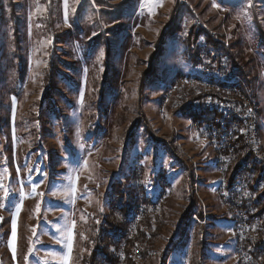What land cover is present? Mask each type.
Listing matches in <instances>:
<instances>
[{
	"label": "rangeland",
	"instance_id": "374dc122",
	"mask_svg": "<svg viewBox=\"0 0 264 264\" xmlns=\"http://www.w3.org/2000/svg\"><path fill=\"white\" fill-rule=\"evenodd\" d=\"M214 63L226 86L181 79ZM198 88L254 116L232 168L264 158V0H0V264H86L111 185L140 201L117 264H242L220 155L186 111Z\"/></svg>",
	"mask_w": 264,
	"mask_h": 264
},
{
	"label": "bare ground",
	"instance_id": "6f19581e",
	"mask_svg": "<svg viewBox=\"0 0 264 264\" xmlns=\"http://www.w3.org/2000/svg\"><path fill=\"white\" fill-rule=\"evenodd\" d=\"M205 67H208V68H205L204 73H203L205 75V77L195 78V77L183 76L182 80L189 81V82H195V83H201L203 85L212 86V87H214L215 83H217V85L220 84L222 87H223V85L226 86L227 83L223 84V85L221 84L222 82L225 83V81L230 79L229 76H227L224 73L225 72L224 70L226 69L224 64H220L219 70H218V68H215V71H213L214 69L212 68V66L210 67L208 65H205ZM220 72L223 73V75L225 74L227 77H221ZM179 80H181V79H179ZM220 81H221V83H220ZM243 101H244V99H243ZM249 101H251V100L249 99ZM189 107H190V110L187 109L186 111L194 114L197 117V119L195 121H197V124L199 125V127H198L199 129H205V131H224V126H228V125L229 126H238V129H234V135H230V142H227L226 155H228L229 157L227 159H225L222 171H220L221 158H220V156L218 157L216 169L222 175L227 176L226 178H223L220 181V194L225 200V193H223V189H221L222 187L225 189L236 188L237 182L239 180H243L244 177L249 178V180H254V182L253 181H246V185H242V193H249V191H251V199H250V206L251 207H249V205L240 206V213H245V221H249L250 223H252V231H259V224L263 223L262 220H263V215H264V209H262V208L264 207V205H263V207H261V209H262L261 211L253 210V208H258L257 206L260 207L263 204V203H261L262 202L261 200L264 198V193H263L264 191H262L263 195H257V196L255 195L256 190L257 191L259 190V186L260 187L264 186L263 159L260 157L251 155L252 157H251V159H249V162L247 161L248 163L244 162L243 159L242 160L240 159L242 162L240 161L241 165H239L238 168L235 167V168H237V170L235 171L234 168H232V166L234 165L233 163H234V161H236L237 157H235V156L233 157V152H232L233 148L232 147L235 145L234 144L235 142L233 141V144H231V141H232L231 138L236 136L235 138H238L240 141V139L244 136L245 140H243L244 138L242 140L245 143H247L248 146H250L247 134H245V126H242L241 114L230 113L228 117H224L223 114H218V113H223V106L218 105V104H209V105L190 104L187 106V108H189ZM185 108H186V106L182 109H185ZM253 120H254V117H253ZM253 124H255L254 121H253ZM257 130H258V128H257ZM206 139L209 141L211 146L214 147L213 149L216 151V153L218 155L219 150L215 148L214 144H221V137L220 136H211V138L206 137ZM254 140H255V137H254ZM243 145L245 146V144H243ZM255 145H256V143H255ZM240 152H241V150H240ZM240 155H238V156L240 157ZM236 166H237V163H236ZM257 167L259 168V171H257V169H256ZM256 193H258V192H256ZM225 203L231 209L230 213L233 215V217L235 219V221H234V232H236V234H238L239 221L237 220V209H232L231 205H229V202L225 201ZM152 209H154V207ZM139 212H141V207L139 208ZM263 236H264V228H263ZM236 241H237V243H236V254H237L238 253V235H237ZM248 243H250V245H252V246H249ZM244 247H245V251L247 253L259 255V253H261V251L264 252V244H259L257 242V240L252 239V236H245L244 237ZM255 259L256 258H252V264L255 263ZM240 261L242 262V264H245L244 257H240ZM256 261H257V259H256Z\"/></svg>",
	"mask_w": 264,
	"mask_h": 264
},
{
	"label": "trees",
	"instance_id": "16d2710c",
	"mask_svg": "<svg viewBox=\"0 0 264 264\" xmlns=\"http://www.w3.org/2000/svg\"><path fill=\"white\" fill-rule=\"evenodd\" d=\"M13 15V13H12ZM13 18L15 19V15H13ZM16 23V22H15ZM16 24H14L15 26ZM14 33H15V47L16 52H19V41H18V35L16 32V26L14 27ZM108 44L106 43V59L104 61V72L108 73V66H106L108 62ZM52 56V55H51ZM52 59V58H51ZM55 67L50 65L46 69V78H45V93L42 100L41 105V111L42 113H45V109L47 108L48 101H51V98L53 97L54 91L52 89L53 84V77L55 76ZM105 76V75H104ZM55 79V77H54ZM108 85V78L103 77L102 78V85H101V94L103 96V92L105 88ZM99 99L101 100V95L99 96ZM45 104V105H44ZM44 115V114H43ZM0 123H1V114H0ZM133 176H136L134 173H132ZM120 186H123L121 182L118 183ZM135 187V186H134ZM125 190L118 191L114 185L110 186V192L108 194V201H110V204H113V218L114 219H104L103 222L96 228V232L94 233L95 236L93 237L94 240V248L91 250L92 254H89V259H86V264H100V261H103V263L107 264H117V261L119 259V252L121 249V245L123 244V239H127V235L129 233L127 232L128 223L123 222L124 220L129 219L130 216L133 215V212L135 211V208L137 207V203L139 201L138 191L137 189H133L132 186H124ZM128 191V192H127ZM117 195V196H116ZM141 199V198H140ZM142 200V199H141ZM144 200V197H143ZM146 202H150L148 198H145ZM159 199H155L154 202H158ZM141 205L138 206L137 212L138 215H140L141 212H139V208ZM154 206L148 205L146 208H153ZM147 211V210H145ZM143 213V212H142ZM117 215L119 217H117ZM136 215V214H135ZM137 215V217H138ZM136 218V217H135ZM122 219L123 221V227L122 223L120 221ZM134 221V217L131 219ZM126 229V231H125ZM126 242V241H125ZM128 243V242H126Z\"/></svg>",
	"mask_w": 264,
	"mask_h": 264
},
{
	"label": "built area",
	"instance_id": "2783aa9c",
	"mask_svg": "<svg viewBox=\"0 0 264 264\" xmlns=\"http://www.w3.org/2000/svg\"><path fill=\"white\" fill-rule=\"evenodd\" d=\"M215 64V63H214ZM219 70V64L216 63L214 66ZM208 68V67H205ZM204 68V70H205ZM221 73V72H220ZM221 77H226L223 76V73H221ZM182 79V78H181ZM189 82V81H186ZM198 84V83H196ZM199 83L198 85H200ZM212 87V86H210ZM199 91H201V94H203V97L209 96L208 100H203L200 102H196L194 104H200V105H209V104H218L223 106V113H218V114H223L224 117H228L230 113H237L241 114L242 118V126H245V134H247L248 140H249V145L252 146L251 144H255L254 141V135L251 133L250 126L253 120V114H251V111L249 113L246 110H241V105L238 101L237 104L239 107H235L236 102L232 100H223L221 96H217L216 92H207V91H202L198 88ZM233 91V90H232ZM228 93V92H227ZM216 94V95H214ZM213 98V99H212ZM234 129H238V126H224V131H205V129H199V132L204 135L205 137H210L211 136H220L221 137V144H214L215 148L219 150L220 158H221V168L220 171H222L225 159H227L229 156L226 155V148H227V142H230V135H234ZM257 157H260L263 159V166H264V158L260 155H255ZM246 181H253L254 180H249V178L244 177L243 180H239L237 182V187L232 188V189H223V193H225V201L229 202V205H231L232 209H237V220L239 221V228H238V253L240 257H244L245 264H252V258H255L256 254L252 253H247L245 251L244 247V237L245 236H252V239L254 240H259L261 243L259 244H264V236H263V228L264 226L262 224L261 228H259V231H252V223L249 221H245V213H240V206L242 205H249L250 206V199H251V191L249 193H242V185H246ZM262 189V187L259 186V190ZM260 195H262L260 193ZM145 210H150L149 208H146L144 204H141V213L145 212ZM253 210H257V208H253ZM140 213V216H141ZM140 218V217H139ZM264 219V215H263ZM264 221V220H263ZM132 226V224H130Z\"/></svg>",
	"mask_w": 264,
	"mask_h": 264
},
{
	"label": "snow or ice",
	"instance_id": "6c2138e0",
	"mask_svg": "<svg viewBox=\"0 0 264 264\" xmlns=\"http://www.w3.org/2000/svg\"><path fill=\"white\" fill-rule=\"evenodd\" d=\"M73 227H74V225H73ZM72 238V234H71V232L69 233V239H71ZM15 239V225H13V240ZM69 250H71V245H69Z\"/></svg>",
	"mask_w": 264,
	"mask_h": 264
},
{
	"label": "crops",
	"instance_id": "0c3cea01",
	"mask_svg": "<svg viewBox=\"0 0 264 264\" xmlns=\"http://www.w3.org/2000/svg\"><path fill=\"white\" fill-rule=\"evenodd\" d=\"M232 225H233V223H232ZM233 227V226H232ZM171 257H172V255H171ZM182 264V263H181ZM183 264H185L184 262H183Z\"/></svg>",
	"mask_w": 264,
	"mask_h": 264
}]
</instances>
